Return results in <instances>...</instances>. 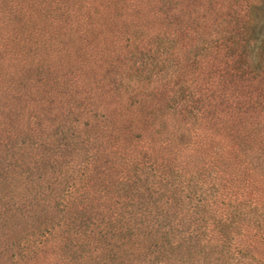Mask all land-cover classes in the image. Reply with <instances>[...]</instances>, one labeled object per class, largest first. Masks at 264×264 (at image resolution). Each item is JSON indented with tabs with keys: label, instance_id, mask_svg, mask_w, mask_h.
<instances>
[{
	"label": "trees",
	"instance_id": "obj_1",
	"mask_svg": "<svg viewBox=\"0 0 264 264\" xmlns=\"http://www.w3.org/2000/svg\"><path fill=\"white\" fill-rule=\"evenodd\" d=\"M0 264H264V0H0Z\"/></svg>",
	"mask_w": 264,
	"mask_h": 264
}]
</instances>
